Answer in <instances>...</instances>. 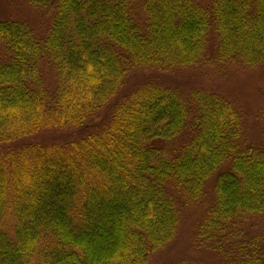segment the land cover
I'll use <instances>...</instances> for the list:
<instances>
[{
  "label": "trees",
  "instance_id": "trees-1",
  "mask_svg": "<svg viewBox=\"0 0 264 264\" xmlns=\"http://www.w3.org/2000/svg\"><path fill=\"white\" fill-rule=\"evenodd\" d=\"M27 1L52 22L37 38L23 21L0 18V143L110 114L71 142L0 151V264H148L175 235L180 201H199L212 176L194 242L223 264H264V236L242 224L264 212V153L241 142L232 102L147 83L111 103L133 69L264 63V0Z\"/></svg>",
  "mask_w": 264,
  "mask_h": 264
},
{
  "label": "rangeland",
  "instance_id": "rangeland-1",
  "mask_svg": "<svg viewBox=\"0 0 264 264\" xmlns=\"http://www.w3.org/2000/svg\"><path fill=\"white\" fill-rule=\"evenodd\" d=\"M139 1V0H138ZM202 6H207L211 0H197ZM0 18H10L26 23L35 36H45L52 22V12L40 9L27 0H0ZM209 50L214 49L216 38L212 30L209 33ZM7 58L4 45L0 42V61ZM43 75L47 86L55 85L54 70L48 65H42ZM151 83L167 86L180 91L187 97L192 91L204 89L213 91L231 101L239 111L243 132L241 142L264 153V63L247 65L243 62L229 60L215 61L199 65L182 66L168 71L154 69H133L122 89L111 103L120 101L131 89ZM110 103V104H111ZM110 109V108H109ZM109 109L101 111L93 119V125L84 129L49 128L39 133L15 142L0 143V151L9 150L28 142L48 144H64L85 136L98 129L104 117L110 114ZM103 118V119H102ZM184 140L177 137L168 145L175 147ZM213 176L205 185L203 197L199 201L182 204L180 201V219L173 238L161 248L153 252L148 264H170L179 261H190L199 264H223L220 256L205 246L200 247L194 242L197 224L204 209L213 202ZM245 232L250 236H264V212L247 217L243 222ZM2 228L12 231V220L5 217Z\"/></svg>",
  "mask_w": 264,
  "mask_h": 264
}]
</instances>
